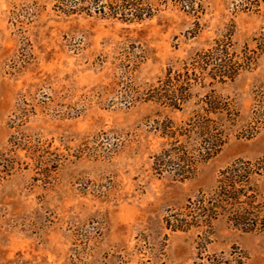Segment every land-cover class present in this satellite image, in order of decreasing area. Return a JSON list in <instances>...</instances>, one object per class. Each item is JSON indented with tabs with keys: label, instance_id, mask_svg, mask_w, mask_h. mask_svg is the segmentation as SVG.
<instances>
[{
	"label": "rangeland",
	"instance_id": "374dc122",
	"mask_svg": "<svg viewBox=\"0 0 264 264\" xmlns=\"http://www.w3.org/2000/svg\"><path fill=\"white\" fill-rule=\"evenodd\" d=\"M150 1L152 18L124 23L58 13L56 0H0V154L14 161L3 168L0 156V264H193L199 251L228 259L232 248L241 264H264V233L219 219L202 241L162 222L232 161L264 155V118L253 136L235 137L264 115V56L216 87L239 110L234 136L184 181L157 177L150 157L162 145L155 121L178 124L191 107H126L120 88L129 65L125 80L151 84L224 35L236 51L253 48L264 0ZM12 143L34 153L10 155Z\"/></svg>",
	"mask_w": 264,
	"mask_h": 264
},
{
	"label": "trees",
	"instance_id": "16d2710c",
	"mask_svg": "<svg viewBox=\"0 0 264 264\" xmlns=\"http://www.w3.org/2000/svg\"><path fill=\"white\" fill-rule=\"evenodd\" d=\"M53 7L64 15L83 13L124 23H140L152 18L157 11L150 0H56ZM127 55L135 57L129 62L136 61L133 52L128 51ZM261 56H264V34L254 38L253 48L246 45L239 51L234 49L230 35H224L207 49L195 52L180 68H167L154 83L135 87L125 80L130 65L124 69L127 76L120 79V88L121 102L126 107L136 102H151L174 111L191 107L189 115L178 124L168 117L154 123L153 131L162 140L160 149L150 157L151 171L157 177L168 174L178 181L191 179L199 167L215 157L234 136L239 110L236 103L219 94L216 87L254 69ZM263 116L257 115L255 125L239 131L235 137L253 136ZM18 148L32 154L35 147L22 148L12 143L8 152L12 155ZM6 158L2 167L10 169L14 161ZM262 181L264 155L252 160L236 159L218 171L210 189L199 191L183 206L169 210L162 219L163 227L172 232L197 231L202 241H206L213 223L219 219L243 233H264ZM223 255V252L203 254L199 251L193 264H241V255L235 248L228 253L230 258ZM108 262L124 264L116 257L109 258Z\"/></svg>",
	"mask_w": 264,
	"mask_h": 264
}]
</instances>
